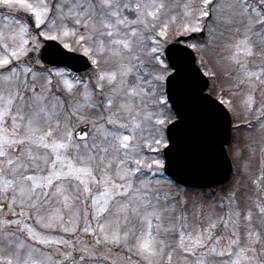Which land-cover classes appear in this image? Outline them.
<instances>
[{
    "label": "snow or ice",
    "instance_id": "1",
    "mask_svg": "<svg viewBox=\"0 0 264 264\" xmlns=\"http://www.w3.org/2000/svg\"><path fill=\"white\" fill-rule=\"evenodd\" d=\"M0 264H264V0H0Z\"/></svg>",
    "mask_w": 264,
    "mask_h": 264
}]
</instances>
